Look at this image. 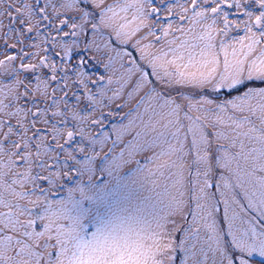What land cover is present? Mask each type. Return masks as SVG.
<instances>
[{"label": "snow or ice", "instance_id": "6c2138e0", "mask_svg": "<svg viewBox=\"0 0 264 264\" xmlns=\"http://www.w3.org/2000/svg\"><path fill=\"white\" fill-rule=\"evenodd\" d=\"M0 264H264V0H0Z\"/></svg>", "mask_w": 264, "mask_h": 264}]
</instances>
